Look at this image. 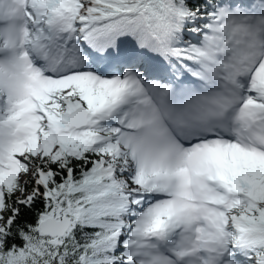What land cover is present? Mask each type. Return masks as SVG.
Returning a JSON list of instances; mask_svg holds the SVG:
<instances>
[{"label": "snow or ice", "instance_id": "obj_1", "mask_svg": "<svg viewBox=\"0 0 264 264\" xmlns=\"http://www.w3.org/2000/svg\"><path fill=\"white\" fill-rule=\"evenodd\" d=\"M0 264H264V0H0Z\"/></svg>", "mask_w": 264, "mask_h": 264}]
</instances>
